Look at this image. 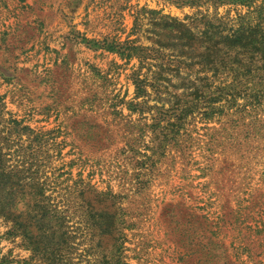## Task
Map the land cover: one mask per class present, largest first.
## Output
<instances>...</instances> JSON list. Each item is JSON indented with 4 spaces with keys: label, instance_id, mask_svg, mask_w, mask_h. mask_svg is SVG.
Wrapping results in <instances>:
<instances>
[{
    "label": "rangeland",
    "instance_id": "1",
    "mask_svg": "<svg viewBox=\"0 0 264 264\" xmlns=\"http://www.w3.org/2000/svg\"><path fill=\"white\" fill-rule=\"evenodd\" d=\"M10 184L0 264H264V0H0Z\"/></svg>",
    "mask_w": 264,
    "mask_h": 264
},
{
    "label": "trees",
    "instance_id": "2",
    "mask_svg": "<svg viewBox=\"0 0 264 264\" xmlns=\"http://www.w3.org/2000/svg\"><path fill=\"white\" fill-rule=\"evenodd\" d=\"M14 193L16 194V189H13L12 185L10 184L9 188L5 191V195L3 201H0V217L3 216L7 221L13 223V230L9 233H19L22 235L24 239H27L28 235L26 232H23L22 228L24 229L25 224L31 223V217L27 214L26 210L22 212H18L17 204L14 199ZM45 217V214H42L40 221L37 219L35 221L36 224H42L44 221L41 222ZM40 226V227H39ZM37 235L39 236V241L31 242L29 241V245L32 247V250L35 254H40L46 256L48 253L49 242H43V232L41 231V225H39ZM29 239V238H28ZM34 247V248H33ZM48 258L52 259V262L56 263V258L48 256ZM58 264V263H56Z\"/></svg>",
    "mask_w": 264,
    "mask_h": 264
}]
</instances>
